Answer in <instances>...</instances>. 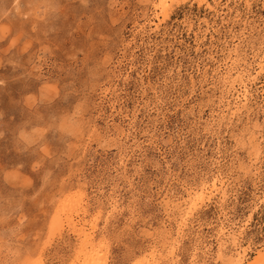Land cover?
<instances>
[{
  "label": "rangeland",
  "instance_id": "obj_1",
  "mask_svg": "<svg viewBox=\"0 0 264 264\" xmlns=\"http://www.w3.org/2000/svg\"><path fill=\"white\" fill-rule=\"evenodd\" d=\"M160 1L0 0V264L264 248V0Z\"/></svg>",
  "mask_w": 264,
  "mask_h": 264
},
{
  "label": "bare ground",
  "instance_id": "obj_2",
  "mask_svg": "<svg viewBox=\"0 0 264 264\" xmlns=\"http://www.w3.org/2000/svg\"><path fill=\"white\" fill-rule=\"evenodd\" d=\"M170 0H161L160 1V4H158L159 6H161V7H163V8H165V9H167V11L169 12L171 9H170V5L168 6L167 4H168V2H169ZM172 1V0H171ZM176 1H178V3H179V1H180V3L179 4H181V2H183V3H185L186 1H189V0H176ZM173 3H174V1H172ZM195 3H198V5L200 6V7H202L203 5H207V7L206 8H208V9H210V10H214V8H212V7H214V6H211L210 5V3H209V0H196V2ZM176 4V3H175ZM155 5V4H154ZM157 5V6H158ZM177 5V4H176ZM157 6H155V7H157ZM171 6H172V4H171ZM177 6H179V5H177ZM160 7V8H161ZM157 9V8H156ZM173 10V9H172ZM171 10V11H172ZM167 13V12H166ZM169 16V15H168ZM203 20V19H202ZM263 62H264V57H263ZM263 62H261V63H259V68H261V71L259 72V73H262L263 71H264V65H263ZM237 72V71H236ZM241 73V72H240ZM239 73V75H237L236 77H229L228 76V78H226V83H228L230 86H231V89L232 88H234L236 85L238 86H240L241 88H242V93H239L240 94V97H241V95L243 96V98H244V100L245 101H248V99H249V90H248V86H247V84H246V82H245V79L243 78V74L241 75ZM246 74V73H245ZM225 83V84H226ZM229 89H230V87H229ZM232 91V90H231ZM239 98V97H238ZM237 98V99H238ZM239 99H241V98H239ZM239 102V101H238ZM237 103V102H236ZM221 105V104H220ZM230 106V105H229ZM228 107V106H227ZM240 107V106H239ZM227 109V108H226ZM236 109H237V107H236ZM226 111V110H225ZM236 113V112H235ZM252 137V136H251ZM255 138V137H254ZM253 141V140H252ZM258 141V140H257ZM258 145L259 144H254V147H255V149H256V151H258V149H259V147H258ZM205 186V184L204 185H202L201 186V188L199 189V191L195 194V199H196V202L195 203H193V206L194 207H196L198 204H200V203H202L203 202V200L206 198V190L207 189H212V190H217V189H219L218 188V181H215V182H213L212 184H211V186L210 187H204ZM189 193V192H188ZM65 207V206H64ZM83 212L84 213H86V211L85 210H83ZM72 213V212H71ZM57 218V217H56ZM183 222H186V221H183ZM74 224V226L72 227V228H74V230L76 231V232H79V233H83V231H84V228H81V229H78V227H79V223H73ZM184 224V223H183ZM183 226V225H182ZM93 227H94V225H93ZM224 228V227H223ZM223 228L222 229H219L221 232H223L224 230H223ZM57 229V228H56ZM86 232V231H85ZM78 234V233H77ZM169 234V233H168ZM88 235V234H87ZM81 236H79V238H80ZM83 237V236H82ZM170 237H172V236H170ZM92 240L93 239H91L90 237H87L85 240H84V243H83V241L81 242V248H80V251H79V253H78V256H77V258H76V261L74 262V264L76 263V262H78L79 263V261L81 262L80 264H106L105 263V261H104V259L105 258H103L102 256H98V255H96L97 253H95V255H94V253L90 250L89 251V253H86V251L88 250V247L87 246H91L90 244H92L91 242H92ZM174 240V239H173ZM80 241V240H79ZM78 242V241H77ZM83 243V244H82ZM175 243V242H174ZM227 243V242H226ZM232 244H233V247L235 246V250H236V252H234L233 254H231V255H228V256H224L223 255V253L221 254H219V257H220V260H222L223 261V263L224 264H246L247 263V261H248V249H244V251L242 250V251H240L239 249H240V246H239V239H238V237H232ZM80 245V244H79ZM169 245H171V244H169ZM250 245V244H249ZM165 246V245H164ZM91 248V247H90ZM89 248V249H90ZM97 248V247H96ZM99 248L100 247H98V250H99ZM104 248V247H103ZM79 249V248H78ZM93 249V248H92ZM167 250V249H166ZM165 250V251H166ZM222 250V249H221ZM239 250V251H238ZM96 251V250H95ZM153 252H152V256H151V261H148L147 263H145V264H156V250H152ZM176 246H174V244L171 246V250H170V252L167 254L168 255V258H174L175 257V253H176ZM249 251H251V250H249ZM91 252V253H90ZM101 252V251H100ZM162 253V252H161ZM164 253V252H163ZM162 253V254H163ZM166 253V252H165ZM101 254V253H100ZM105 254V253H104ZM161 254V255H162ZM164 256V255H163ZM166 256V255H165ZM84 259H83V258ZM81 258L83 259V260H81ZM163 258V257H162ZM175 260V259H174ZM159 261V260H158ZM163 261V260H162ZM194 262V261H193ZM158 263V262H157ZM140 264H143L142 263V261H141V263ZM248 264H264V248L261 250V252H259L258 253V255L255 257V259H253L251 262H249Z\"/></svg>",
  "mask_w": 264,
  "mask_h": 264
}]
</instances>
